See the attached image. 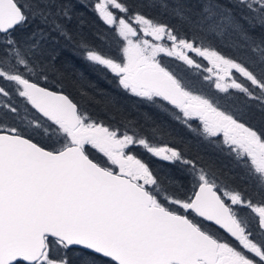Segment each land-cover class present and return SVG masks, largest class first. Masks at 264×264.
Segmentation results:
<instances>
[{
  "label": "snow or ice",
  "instance_id": "snow-or-ice-1",
  "mask_svg": "<svg viewBox=\"0 0 264 264\" xmlns=\"http://www.w3.org/2000/svg\"><path fill=\"white\" fill-rule=\"evenodd\" d=\"M80 8L105 27L86 36ZM68 48L212 154L66 76ZM66 87L119 120L94 119ZM253 114L264 120V0H0V264H264Z\"/></svg>",
  "mask_w": 264,
  "mask_h": 264
},
{
  "label": "trees",
  "instance_id": "trees-1",
  "mask_svg": "<svg viewBox=\"0 0 264 264\" xmlns=\"http://www.w3.org/2000/svg\"><path fill=\"white\" fill-rule=\"evenodd\" d=\"M192 2H195V0H192ZM79 11L82 14L80 19H83L85 22L83 25V32L86 36H90L95 30L105 27V25H103V23L96 18L94 13L83 8H80ZM143 11H145L146 15L156 16L155 12L149 13L146 10ZM70 27L73 29L77 27L76 19L73 20V23L70 25ZM61 44H63V41H61ZM201 62L207 64L206 61ZM165 63L172 67H175L177 64H179L177 61H171L170 58H166ZM57 67L60 68V70L64 72L66 76H70L72 78H75L77 73H82L83 77L86 80L91 81L94 85V88L89 89L90 92H95V89H101L104 93L118 98L119 104L122 105L124 109L123 114L129 118H134L143 122V116L145 113H147L151 115L157 122L168 121L167 127L171 129L173 137L176 138V141L172 146L184 149L186 154L194 157L199 151V153L205 156V158L212 154L211 149L205 150L203 147L198 148L196 142L185 129H183L180 125L169 121L167 116H164L152 106L147 104H133L132 101L134 98H130L124 93L118 91L115 81L111 76H109L107 79L102 77L84 60L75 55L71 48L63 49L61 51V54L57 60ZM185 71L188 73L193 72L192 69H185ZM202 83L204 84L205 90H209L210 86L208 83L206 81H202ZM65 91L77 102H80L82 106L86 107L94 119L102 120L106 124H113L119 120V116H117L116 120H113L109 115H106L105 112L102 111V104H93L88 102L86 98L81 97L75 88L66 87ZM211 91L214 92L215 90L211 89ZM103 99L104 97L102 95L97 96V100L102 101ZM249 122L255 127H261L264 125V120L260 118L259 114H253ZM181 140L183 142H181ZM162 142L163 141H157V143ZM135 152L142 159L146 160L154 169L161 165L163 166L164 170H167L170 167L169 165L163 164V162L150 159L148 155L140 149H135ZM228 163L230 162L227 160V158L221 157L216 160L217 167H221L222 165ZM224 171H227V169L225 168ZM237 183H239V181H237Z\"/></svg>",
  "mask_w": 264,
  "mask_h": 264
}]
</instances>
